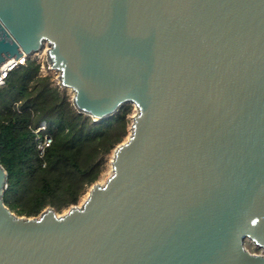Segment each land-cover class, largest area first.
Here are the masks:
<instances>
[{
    "label": "water",
    "instance_id": "1",
    "mask_svg": "<svg viewBox=\"0 0 264 264\" xmlns=\"http://www.w3.org/2000/svg\"><path fill=\"white\" fill-rule=\"evenodd\" d=\"M45 47L80 113L137 112L62 215L0 164V264H264V0H0V69Z\"/></svg>",
    "mask_w": 264,
    "mask_h": 264
},
{
    "label": "trees",
    "instance_id": "2",
    "mask_svg": "<svg viewBox=\"0 0 264 264\" xmlns=\"http://www.w3.org/2000/svg\"><path fill=\"white\" fill-rule=\"evenodd\" d=\"M95 121L72 96L28 58L0 87V164L8 174L3 200L19 216L36 217L78 205L107 169L109 157L129 134L131 107ZM42 122L52 144L39 156L35 133Z\"/></svg>",
    "mask_w": 264,
    "mask_h": 264
},
{
    "label": "rangeland",
    "instance_id": "3",
    "mask_svg": "<svg viewBox=\"0 0 264 264\" xmlns=\"http://www.w3.org/2000/svg\"><path fill=\"white\" fill-rule=\"evenodd\" d=\"M31 58H36L37 60H39L40 62H42L43 66H44V69H43V74H52L53 77H54V81L57 82V85H60V82H59V73L56 72V71H52L49 69L50 67V64L48 63L47 61V55H46V47H45V50H42L41 52L35 54V55H32ZM70 96L73 97V93L71 90L69 89H65ZM137 112V109L136 107L133 105L131 107V115L129 116L131 121H133L132 117L136 114ZM132 124V122H131ZM131 124H130V127H131ZM130 127H129V133H130ZM112 156L113 154L109 157V162H108V166H107V169L105 170L104 174L102 175V177L100 178V180L98 182H103L104 180H106L109 176V173H110V170H111V160H112ZM90 190V189H89ZM89 190L84 194V196L82 197L80 203L78 205H81L83 203V199L84 197L87 195V193L89 192ZM68 209H64L63 211L61 212H57L59 215H62L64 213L67 212ZM246 247L247 249L251 252V253H254V254H263V250L258 248L256 245L252 244V242H250L249 240L246 241Z\"/></svg>",
    "mask_w": 264,
    "mask_h": 264
},
{
    "label": "built area",
    "instance_id": "4",
    "mask_svg": "<svg viewBox=\"0 0 264 264\" xmlns=\"http://www.w3.org/2000/svg\"><path fill=\"white\" fill-rule=\"evenodd\" d=\"M27 59L28 58L26 57V58H23L19 61H10L0 69V87L5 84V81L8 78V75L14 69H16L17 67H19L21 65H26ZM41 64H42V62H41ZM43 69H44V66L42 64V73H43ZM49 69H50V67H49ZM47 128H48V124L46 122H42L40 124V126L33 131L36 135L35 140L37 143V150H38L39 156L41 158L44 157L47 148H49L50 145L52 144V137L48 133H46L45 135H42V133L45 132L47 130ZM262 255H264V254H262Z\"/></svg>",
    "mask_w": 264,
    "mask_h": 264
},
{
    "label": "bare ground",
    "instance_id": "5",
    "mask_svg": "<svg viewBox=\"0 0 264 264\" xmlns=\"http://www.w3.org/2000/svg\"><path fill=\"white\" fill-rule=\"evenodd\" d=\"M110 173H111V170H110ZM110 173H109V174H110ZM105 181H106V180H104V181H103V182H101V183L103 184ZM87 196H88V193H87V195L84 197L83 201H85V200H86ZM263 254H264V252H263Z\"/></svg>",
    "mask_w": 264,
    "mask_h": 264
}]
</instances>
